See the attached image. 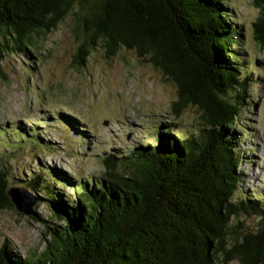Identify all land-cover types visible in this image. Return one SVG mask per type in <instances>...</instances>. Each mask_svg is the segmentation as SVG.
I'll return each instance as SVG.
<instances>
[{
	"label": "trees",
	"instance_id": "16d2710c",
	"mask_svg": "<svg viewBox=\"0 0 264 264\" xmlns=\"http://www.w3.org/2000/svg\"><path fill=\"white\" fill-rule=\"evenodd\" d=\"M253 4V37L264 45V0ZM69 15L75 68L98 48L107 57L132 50L174 85L169 113L194 107L196 118L184 131L161 120L148 143L102 157L101 173L69 191L40 167L24 185L59 224L46 226L38 254L20 256L3 242L0 264H264V195L238 190L235 198V124L256 80L227 0H0V75L5 55L38 49ZM13 130L22 144L47 148L38 132ZM8 187L0 168V212L19 213ZM243 214L258 218L254 228L242 225Z\"/></svg>",
	"mask_w": 264,
	"mask_h": 264
},
{
	"label": "rangeland",
	"instance_id": "374dc122",
	"mask_svg": "<svg viewBox=\"0 0 264 264\" xmlns=\"http://www.w3.org/2000/svg\"><path fill=\"white\" fill-rule=\"evenodd\" d=\"M227 3L229 14L240 27L239 55L253 68L251 74L256 80L249 89L251 100L235 124L239 147V189L235 198L239 191L249 197L262 196L264 45L254 40L252 26L258 8L253 0ZM72 20L69 15L26 56L8 53L1 60L0 168L6 172L9 187H24L37 199L32 216L12 209L0 212V245L8 242L20 256L38 254L49 239L46 225L59 224L52 218L47 202L24 185L32 174L41 173L37 172L40 167L66 179L62 188L69 191L78 179L101 173L102 157H121L138 144L148 143L161 120L174 122L184 131L196 118L194 107L185 108L177 117L169 113L170 101L175 98L174 85L132 50L120 48L107 57L98 48L83 67L75 68ZM13 128L38 132L47 148L22 144ZM240 220L248 229L256 226L258 218L243 214Z\"/></svg>",
	"mask_w": 264,
	"mask_h": 264
},
{
	"label": "water",
	"instance_id": "95a60500",
	"mask_svg": "<svg viewBox=\"0 0 264 264\" xmlns=\"http://www.w3.org/2000/svg\"><path fill=\"white\" fill-rule=\"evenodd\" d=\"M6 195L9 197L18 212L30 216L34 215L33 206L37 203V199L29 194L24 187H8L6 189ZM46 226L50 225L47 224Z\"/></svg>",
	"mask_w": 264,
	"mask_h": 264
}]
</instances>
